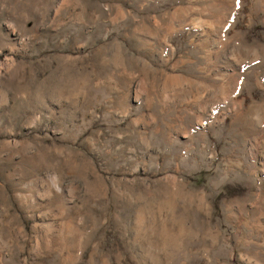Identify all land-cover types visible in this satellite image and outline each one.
Masks as SVG:
<instances>
[{"label":"rangeland","instance_id":"rangeland-1","mask_svg":"<svg viewBox=\"0 0 264 264\" xmlns=\"http://www.w3.org/2000/svg\"><path fill=\"white\" fill-rule=\"evenodd\" d=\"M0 264H264V0H0Z\"/></svg>","mask_w":264,"mask_h":264}]
</instances>
